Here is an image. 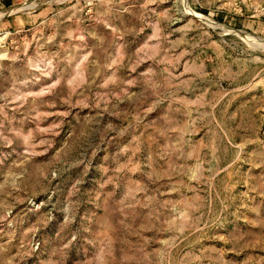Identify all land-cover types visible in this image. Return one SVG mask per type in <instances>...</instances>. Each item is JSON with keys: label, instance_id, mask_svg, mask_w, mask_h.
<instances>
[{"label": "rangeland", "instance_id": "obj_1", "mask_svg": "<svg viewBox=\"0 0 264 264\" xmlns=\"http://www.w3.org/2000/svg\"><path fill=\"white\" fill-rule=\"evenodd\" d=\"M263 37L264 0H0V264H264Z\"/></svg>", "mask_w": 264, "mask_h": 264}, {"label": "bare ground", "instance_id": "obj_2", "mask_svg": "<svg viewBox=\"0 0 264 264\" xmlns=\"http://www.w3.org/2000/svg\"><path fill=\"white\" fill-rule=\"evenodd\" d=\"M191 11V14L192 15H195V16H199L196 12H194L193 10H190ZM190 13V12H189Z\"/></svg>", "mask_w": 264, "mask_h": 264}, {"label": "water", "instance_id": "obj_3", "mask_svg": "<svg viewBox=\"0 0 264 264\" xmlns=\"http://www.w3.org/2000/svg\"><path fill=\"white\" fill-rule=\"evenodd\" d=\"M236 30V29H235ZM237 31H239V30H237ZM264 38V37H263Z\"/></svg>", "mask_w": 264, "mask_h": 264}]
</instances>
